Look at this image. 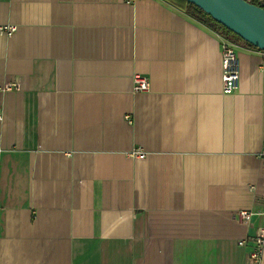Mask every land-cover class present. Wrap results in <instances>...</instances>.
Instances as JSON below:
<instances>
[{
	"label": "crops",
	"instance_id": "obj_1",
	"mask_svg": "<svg viewBox=\"0 0 264 264\" xmlns=\"http://www.w3.org/2000/svg\"><path fill=\"white\" fill-rule=\"evenodd\" d=\"M7 25L0 264H252L264 50L232 37L240 86L225 94L224 36L187 0H0Z\"/></svg>",
	"mask_w": 264,
	"mask_h": 264
},
{
	"label": "built area",
	"instance_id": "obj_2",
	"mask_svg": "<svg viewBox=\"0 0 264 264\" xmlns=\"http://www.w3.org/2000/svg\"><path fill=\"white\" fill-rule=\"evenodd\" d=\"M250 1V0H248ZM17 30L15 25L2 26L0 28L1 32H6L8 35L13 34ZM222 47V57H223V92L225 94H231L236 92L240 86L241 77V60L237 46L231 39L224 37L221 40ZM150 78L144 74L136 72L133 75V91L136 93L147 92L150 90ZM21 85L18 80L8 82L4 86V90L20 89ZM0 119H2V114L0 113ZM264 151V150H263ZM264 155V152H262ZM133 155L139 158H144L145 153L139 150L133 152ZM253 211L250 210H240L238 212V219L240 221L251 220ZM264 215V210L261 212ZM254 237L256 246L254 250L250 253V260L252 264H261L264 255V225H261ZM240 245L245 243V240L239 242Z\"/></svg>",
	"mask_w": 264,
	"mask_h": 264
},
{
	"label": "water",
	"instance_id": "obj_3",
	"mask_svg": "<svg viewBox=\"0 0 264 264\" xmlns=\"http://www.w3.org/2000/svg\"><path fill=\"white\" fill-rule=\"evenodd\" d=\"M214 20L261 50H264V3L248 0H187Z\"/></svg>",
	"mask_w": 264,
	"mask_h": 264
},
{
	"label": "trees",
	"instance_id": "obj_4",
	"mask_svg": "<svg viewBox=\"0 0 264 264\" xmlns=\"http://www.w3.org/2000/svg\"><path fill=\"white\" fill-rule=\"evenodd\" d=\"M250 2L254 3L256 5H258V4L263 5V3H264V1H261V0H250ZM188 10L192 16H194L195 18H197L198 20H200L204 24L212 27L216 32L221 33L224 37H226V38L235 37V38H238L240 40H243L238 35L233 33V31H230L225 26L220 24L219 21L217 22L216 20H214L209 14H207L205 11H203L201 8H199L195 4L188 2ZM246 43L249 44L248 42H246ZM249 45L256 47L252 44H249ZM256 48H258V47H256Z\"/></svg>",
	"mask_w": 264,
	"mask_h": 264
},
{
	"label": "rangeland",
	"instance_id": "obj_5",
	"mask_svg": "<svg viewBox=\"0 0 264 264\" xmlns=\"http://www.w3.org/2000/svg\"><path fill=\"white\" fill-rule=\"evenodd\" d=\"M229 39H232V38H229Z\"/></svg>",
	"mask_w": 264,
	"mask_h": 264
}]
</instances>
